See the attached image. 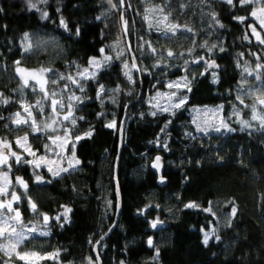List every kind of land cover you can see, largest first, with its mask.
<instances>
[{"label":"trees","instance_id":"trees-1","mask_svg":"<svg viewBox=\"0 0 264 264\" xmlns=\"http://www.w3.org/2000/svg\"><path fill=\"white\" fill-rule=\"evenodd\" d=\"M31 3L36 7L31 8L29 0H0V93L10 101L0 104V116L5 118L0 119V137L29 130L24 126L16 129L7 119L20 105L21 79L15 61L20 65L44 63L65 76H75L109 40L104 16L112 7L107 0ZM234 4L226 0H125L121 12L128 22L126 37L132 51L143 34L156 54L146 43L137 51L138 67L132 69L134 83L124 75L123 60L113 59L94 80L83 81V92L71 87L83 99L74 112L78 119L75 128L71 125L72 137L93 130L91 137L75 146L80 163L74 170L59 177L46 173L48 182L37 184L30 165L14 164L13 170L26 178L28 193L39 210L53 215L64 205L71 209L70 222L59 227L63 222L53 221L47 236H35L24 246L59 248L60 259L72 264L84 263L89 254H94L93 243L108 230L117 207L114 174L119 128L106 125L125 112L124 141L116 169L120 218L98 247L102 264H264V127L257 123L241 130L240 123L230 115L232 106L238 103L242 69L264 61V45L244 38L253 18L245 23L237 19L250 17L253 6L241 7L237 0ZM165 5L163 15L171 14L165 23L192 31L171 34L150 28L149 23L155 25L156 20L146 10ZM44 12L48 18L43 17ZM212 12L223 27L212 21ZM25 32L35 45L27 53L22 47ZM261 33L264 38V30ZM212 45L216 47L209 52ZM169 50L176 55L168 57ZM197 57L217 62L215 81L202 61L194 62ZM184 73L191 79V91L185 90L186 103L179 109L154 111L157 114L152 115L147 93L165 86V78ZM100 85L105 89L103 103L97 98ZM117 87L120 91L113 92ZM203 103H222L235 131L225 135L197 133L189 105ZM243 113L250 117L251 111L243 108ZM29 136L34 147L44 150L41 134L30 130ZM159 153L164 156V182L159 181L152 165ZM213 197H228L237 211L221 228L220 239H210L205 245L201 227L215 222L213 213L183 204L194 199L205 205ZM174 206L175 214L168 217L165 207ZM156 217L166 223L152 228ZM150 236L152 246L148 244ZM12 264L24 262L13 257ZM41 264L60 263L48 260Z\"/></svg>","mask_w":264,"mask_h":264},{"label":"snow or ice","instance_id":"snow-or-ice-1","mask_svg":"<svg viewBox=\"0 0 264 264\" xmlns=\"http://www.w3.org/2000/svg\"><path fill=\"white\" fill-rule=\"evenodd\" d=\"M226 2L229 5H232L235 7L234 0H226ZM108 3L112 5L113 8L117 7V4H113L112 0H108ZM117 3L123 8V5L125 4V0H117ZM237 3L241 7H246L248 5H254L258 7H254V10L250 12V17H238V21L241 23H245L248 18H255V21H258L257 23H253L252 25H248V28L250 29L251 35L255 37V40L259 42L261 45H264V38L261 37V32L258 31V28L260 30H264V0H237ZM29 6L31 8H35L36 5L31 3V0H29ZM131 7V5H129ZM165 7H155L150 8L146 10V13L152 14V13H159L163 14L165 11ZM171 14L168 13L167 15H160L156 18V24L152 25L149 23V27H155L157 31L164 32V33H171L175 34L179 30L188 31L191 32V28H183L181 29V26L178 24L173 23H165L169 20V16ZM212 21L215 24H219V20L216 17V14L212 12L211 14ZM44 18H48L47 12L43 13ZM145 19H147V15L145 16ZM122 25H123V31L125 34H127L128 28H127V21L123 19V14L121 15ZM61 25L65 28L67 25L65 24L64 20L61 19L60 21ZM220 27H223L222 24H219ZM76 34L79 35V29L76 30ZM245 39H248V35L246 34ZM148 47L151 49V53L153 55L156 54V49L151 47V42H145ZM34 43L32 41V38L29 33L25 32L22 37V47L23 51L25 53L31 51L34 47ZM205 45H201V47H204ZM143 47V45H141ZM216 47V45H212L208 48V51L211 52ZM131 51V45L128 46L127 49H120L115 56V59H120L121 56H123L125 51ZM101 58H92L89 60V67L84 68L82 71L77 70V73L75 76L68 75L65 76L62 73L56 72L55 69L51 68H44L41 67L39 69L31 70L20 67V61H15V64L17 65L15 71L20 76V79L22 80L21 88L24 87H31L30 81L35 82L36 84L40 85L39 91L42 94V99L37 100L34 105H26L24 103H21V108L23 110V114L20 111H17L13 115L9 116L7 119L11 121L12 124L16 125L17 128H20L22 126H27L31 130V133L33 134H44L46 136V139L51 141L52 145H55L57 147H64L66 144H71V151H72V158L68 161L67 167H60L58 170H53V168L48 167L47 171L52 174L53 177H59L62 173H67L71 170H74L77 165H79L80 161L78 159H75V146L76 144L85 138H89L93 134V130L89 129L84 135H76L74 140H70V133L67 128H63V137L59 134L61 131V128L65 121H69L73 128L76 126L77 117L73 115L74 111L76 110L77 105L80 103H83V99L80 96H76L75 93L69 94V89L72 86H75L80 92L84 91V88L82 86V82L89 80V79H95L97 76V73L102 71L104 68H106L110 62L114 59L111 55H105V49L101 48L100 50ZM220 51H223L221 48ZM176 54L169 50L167 52L168 57H174ZM241 55H243L241 53ZM259 59V57L257 58ZM203 60L201 57L200 60L194 61L195 63H200ZM187 63V61H186ZM124 75L127 77L129 82H135L133 81L132 77V69H136L137 65L135 63V56L132 57V65L131 68H129V65L127 62H124ZM206 70L207 69H214L218 67L215 65V62L206 63L205 65ZM139 70V69H138ZM244 73H247V75L252 76L254 75V78L256 81H262L264 80V64L256 63L255 69L250 70L248 67H244L242 69ZM49 73H54L55 78H53L50 83L53 85L57 84L59 81L64 80L67 81L65 83L64 88L60 89L59 92L52 91L49 93L45 89V85L49 83V81L46 79V76ZM26 74V75H25ZM203 75V73H202ZM214 81L216 80L215 73H212ZM187 79L185 78L184 84L185 87L187 86ZM246 81L242 82L241 87H244V84ZM169 88H172L174 85L169 84ZM175 86L179 88V82H176ZM36 89L33 88V91ZM188 91H191L190 88L187 89ZM113 92H119L120 88L117 87L116 89L112 90ZM105 92L104 86L100 85L99 90L97 92V98L101 99V103H103V100L101 98V94ZM59 95L60 99H56L55 97ZM157 95H160L159 93ZM172 97H175L177 99V102L170 105L169 107H160L157 105V107H160V111L167 112L169 111V108H175L179 109L186 103L185 97H177V93L173 92ZM245 98H248L251 100L250 104L245 103ZM236 100L239 102V104L243 108H249L251 111V121H258L259 125L261 127H264V87L261 88H255V90H248L245 91L242 95H237ZM45 101H49L50 106V113L46 117V119L38 122L33 109L36 110V112L40 115L44 114L45 109ZM10 101L8 99H5L3 97V94L0 93V104H7ZM67 114H65L62 119L57 118L58 113L65 111ZM259 109V110H258ZM156 112H153L152 115H156ZM234 115L239 118V123L241 125V130L244 128H250L252 125L249 120L240 118L241 116V109H236L234 112ZM0 119H5L4 117L0 116ZM79 119H83V117H79ZM7 127V125H5ZM106 127L114 128L115 122H111L106 125ZM212 130L216 132H220L222 129L226 131H235V129L229 127L227 123H222L220 127L215 126H209ZM208 128H197L198 132H204L205 134H208ZM29 136L28 134H25L24 136L18 137L15 139V143L18 145L19 149H22L24 153H27L28 155L35 157L36 152L32 150L31 145L28 143ZM11 141H8L6 137H0V253H3V256L8 257V261H5L3 257H0V264H11V261L13 257H15L16 260L24 262V264H41L43 261L48 260H57L60 256V250H54L52 252H39L35 250H27V251H20L22 245L25 244L26 241H31L34 234H38L41 236H47L49 233L47 231H40V224L42 222L43 226L47 228L49 226L50 221H63V223L58 224L59 227H63L64 223H68L69 217L68 214L71 212V209L65 208L64 212L61 215L50 217L47 214H41L38 212V208L35 202L31 200V198H28V204L30 206V209L37 213L38 217L40 219L37 220V223L34 224L32 227H27L22 223L21 220V212L17 207H14V203L18 205L21 197L17 195L15 191L9 192V186L11 185L12 188H15L16 185H20L25 189V193L28 189V184L23 180L21 177L15 178V184H11V181L9 179V173L12 169V162H14L17 165H32L34 169H39L42 164H47L49 161H47V153L52 152V147L49 144L44 145L45 149V155L40 156L39 160L36 159H26L23 155L18 154L17 151L11 150ZM54 155L57 157H60L63 159V156L60 152H55ZM75 160V163L72 161ZM160 157L156 158V163L153 165L156 168L160 167ZM51 163H55V161H51ZM7 169V171H5ZM35 182L37 184L47 183L48 181H45L44 177L35 174L34 175ZM163 182V181H162ZM11 196L10 200H5L4 197ZM110 203V202H109ZM187 208H196L198 205L195 203H189L185 205ZM203 211H211V207L208 209H202ZM236 207L233 206L231 209V215L234 217L236 214ZM214 215V213H213ZM158 221L152 222L151 226L155 228L157 226ZM211 238H215L216 240H219L220 237L213 233L210 235L209 233L205 232L204 234V240L203 243L207 245L209 243V240ZM103 238H101L102 240ZM96 243H100V241H96ZM149 246H152L153 242L152 239L149 238L148 240ZM157 255H159L157 251ZM88 264H92L91 258H89ZM96 264H99V255L96 257Z\"/></svg>","mask_w":264,"mask_h":264},{"label":"rangeland","instance_id":"rangeland-1","mask_svg":"<svg viewBox=\"0 0 264 264\" xmlns=\"http://www.w3.org/2000/svg\"><path fill=\"white\" fill-rule=\"evenodd\" d=\"M107 2H108V0H107ZM112 3L113 4H117V7L113 8L112 5L108 3L110 5V7H112L111 8L112 10H110L109 14L104 16L105 17L104 18L105 22H106L107 26L109 27V40L101 48L105 49V52H104L105 55H111L115 59V56L117 55L118 51L120 49H127L128 48V44H127L126 34L123 31V25H122V20H121V15H122L121 14V10H122V8L117 3V0H112ZM252 6H253L252 10H254V7H258V6H254V5H252ZM261 6H264V5H261ZM160 15H163V14H159V13L149 14V16L152 17V19H154V20H156L157 16H160ZM123 19L127 21V19L124 16H123ZM253 19L254 20L250 21L248 23V25H252L254 22L258 24V21H255V18H253ZM127 25H128V22H127ZM152 25H154V24H152ZM258 31L261 32V30L259 28H258ZM246 34L248 35V39H250V38L255 39V37L253 35H251L250 29L248 28V26H247V33ZM144 37L145 36L143 34H140V40L141 41L139 42L138 45H136L135 48H133L134 56H135V62L136 63H137V57L136 56L138 55L137 51L138 50L140 51V49L144 47L145 42H146V39ZM261 37H262V33H261ZM141 45H143V47H141ZM151 47L155 48L152 45H151ZM101 55H102L101 53L92 55V56H90L89 60L92 59V58L100 59ZM132 57L133 56L131 54V51L129 52V51L126 50L124 52L123 56L120 57V59L123 60V63L127 62L128 65H129V68H131ZM199 58L197 57L196 59L198 60ZM213 61L215 62V65H217V62L214 59H204L203 58V60H202L204 65H206V63H211ZM256 63L264 64V61L258 60ZM20 67L28 69L29 71L35 70V69H39L41 67L53 69V67L51 65H45L44 63H42V64L38 63L36 65H22L21 64ZM88 67H89V62L84 68H88ZM249 69L253 70V69H255V66L253 68H249ZM209 71H210L211 74L215 73V76L217 78V76H218L217 67L214 68V69H209ZM58 73H62V72L59 71ZM132 77H134L133 74H132ZM212 77H213V75H212ZM53 78H55L54 73H49L46 76V79L49 81V83H47L45 85V89L49 93H51L52 91L59 92L60 89L64 88L65 83H67V82L59 81L57 84L53 85L52 83H50V81ZM185 78L188 81L186 87H185V84H184ZM164 81H165V86H163V87H155L149 93H147L146 102L150 105V109L153 112L154 111H160V107H169L170 105L176 103L177 99L175 97H172V93L173 92L177 93V97H185L186 98L187 94H186L185 90L187 88H189L191 79H190V77H189V75L187 73H184V74H179V75H175V76H172V77H167V78H165ZM244 81H246V83L244 84V87L242 88L241 84ZM176 82H179V88H177L175 86ZM22 83H23L22 80H20V83H19V89H20L19 103H20V105H19L18 108H16L13 111H11V113L7 115V118L9 116L13 115L14 113H16L17 111H20L23 114V110L21 108V103H24L26 105H34L37 100L42 99V94L39 91V88H40L39 84H36L35 82L30 81L31 87L21 88ZM170 83L174 85L172 88H169V86H168ZM83 85H84V83L82 82V86ZM261 87H264V80L256 81L255 78H254V75L249 76V75H247V73H244L240 83L238 84V90L240 92V95H242L245 91H248L250 89L255 90V88H261ZM33 88H35L36 90L33 91ZM71 93H75L76 96H80L79 92L76 89L70 87L69 94H71ZM158 93L160 95H157ZM55 98L56 99H60V96L57 95ZM249 100H248V98H245V103L249 104L251 102V100L250 101ZM157 105L160 106V107H157ZM172 109H174V108H169V110H172ZM236 109H241L240 118L249 120L252 126H254L257 123L259 124L258 121H251V114H250V117H246L244 115L243 107L239 104V102L236 105L232 106V108L230 110V115H231V117L234 120L239 122V118L234 115V112L236 111ZM50 111H51V109H50V106H49V101H45V109H44V114L43 115L38 114L36 112V110L33 109L34 115H35V117H36L38 122L46 119V117L49 115ZM189 111H190L191 119H192V121H193V123L195 125V129H196L197 133L205 134L204 132H198L197 131V128L200 127V128H208L209 129L208 130V134L209 133H219L221 135H225V134L229 133V131H226V130L222 129L220 132H216V131L212 130L209 127L210 125L211 126H215V127H220L222 125V123H227L229 125V127L234 129V126L232 125L230 120L226 117V115L223 112V104L222 103H215V104H210V103L191 104V105H189ZM65 114H67L66 109H65V111L59 112L57 118L62 119V117ZM73 115H74V113H73ZM120 119L121 118H119V117H114L112 119H109L107 121V124H109V123L114 121L115 122V128H117V127L119 128ZM9 123L11 125H13V127L16 128V125L12 124L10 120H9ZM24 127L26 129H29V127H27V126H24ZM63 128H67L69 130V133H70L69 139L70 140H74V138L72 137V134H71V124H70L69 121H65L63 126H62V128H61V131H60L59 134L62 137H63ZM29 131H30V129L29 130H23L20 133H14V134L12 133L10 136L7 135V136H1V137H6L8 141L12 142L11 150L17 151L18 154L23 155L26 159L39 160L40 156L45 155V149L42 150V151H39L36 147H34L32 145V142H31L30 136H29ZM25 134H28V136H29L28 143L31 145L32 150L37 153L35 157H32V156L28 155L27 153H24L23 150L19 149L18 145L14 142L16 138L24 136ZM78 135H82V134H78ZM42 136H45V135L41 134V136H39V138L43 141V146L45 144H49L52 147V152L47 153V161H49V163H47L46 165L42 164L39 169H34V167L32 165H30V167H31V170L34 173L33 176L35 174H39V175L45 177L46 173H49L52 176V174L47 171L48 167L53 168V170L55 171V170H58L60 167H67L68 166V161H69V159L72 158L71 144L68 143L64 147H57L55 145H52L51 141L46 139V136H45V139L44 138L42 139ZM55 152H60L62 154V156H63V159H61L60 157H57L56 155H54ZM75 159L79 160V158L76 156V154H75ZM51 161H55V163H51ZM10 162L12 163V169H11V172L9 173V179L11 181V184H15V178L16 177L23 178V180L28 184V182L26 181V178L23 177L22 174H20L19 172L13 170L15 163L12 162V161H10ZM72 162L75 163V160H73ZM5 171H7V169H5ZM28 190H29V184H28V189H27L26 194H24L25 193V189L23 187H21L20 185H16L15 188H12L11 185L9 186V192L15 191L17 193V195H19L21 197L19 202H21V203L23 202V203L26 204L25 205V214L21 215V220H22V223L24 225H26L27 227L30 228L34 224H36L37 220L40 219V218L38 217L37 213L33 212L30 209V206L28 204V198L29 197L31 198V196L29 195ZM4 199L5 200H10L11 196L9 195L7 197H4ZM31 200L33 202H35L32 198H31ZM189 203H195L196 205H198V207H203L204 209H208L209 207H211V211L210 212L214 213L215 222L211 223L209 227H201L203 240H204L205 232H207V233H209L211 235L213 233V231H214L215 234L220 237L221 236L220 235L221 228L224 227L225 225L229 224V222L231 220V217H232L231 209H232V207L234 205L230 204V199L228 197H213V198H210L208 200L207 204H205V205H202L197 200L189 199V200L185 201L183 205H187ZM16 205L17 204L14 203L13 206L16 207ZM37 208H38V206H37ZM65 208H69V207L67 205H64V206H62L60 211H58L57 213H55L53 215L49 214V216L55 217V216L61 215L64 212ZM165 209L168 211V215H167L168 217H172L175 214V212H176V207L175 206L174 207H165ZM38 212L41 213V214H48L45 211H41L39 209H38ZM68 217H69V214H68ZM157 219H160V217L153 218L152 222L154 220H157ZM53 221H51L49 223V226L47 228H45L43 226L42 222H41L39 230L40 231H47L49 233L50 230H51V225H52ZM61 222H63V221H61ZM35 236L38 237V236H41V235L34 234L33 237H35ZM150 238L153 239L152 236H150ZM211 239L216 240L215 238H211ZM57 249H59V248H52V249H47V250H39V249H37L35 247H28V246L22 245L19 250L20 251L35 250V251H39V252L43 253V252H52V251L57 250ZM155 250L158 251V247H155ZM0 255H1L0 257H3V259L5 261H8V257L7 256H3V253H0ZM89 258H91L92 264H96V256L94 254H89L88 258L84 260V263H80V264H88ZM50 261H53V260H50ZM55 261L59 262L60 264H72L70 262L62 261L60 259V256ZM11 264H12V261H11Z\"/></svg>","mask_w":264,"mask_h":264},{"label":"water","instance_id":"water-1","mask_svg":"<svg viewBox=\"0 0 264 264\" xmlns=\"http://www.w3.org/2000/svg\"><path fill=\"white\" fill-rule=\"evenodd\" d=\"M121 14H123V16H124V13H123V11L121 12ZM127 35V34H126ZM127 38V43H128V46L130 45V42H129V40H128V37H126ZM131 54H132V56H134V53H133V51H132V48H131ZM136 63V62H135ZM136 65H137V63H136ZM138 67V66H137ZM125 122H126V113L124 112L123 113V116H122V118H121V123H120V126H119V139H118V152H117V154H116V160H115V174H114V177H115V181H116V193H117V207H116V213H115V217H114V220H113V222L111 223V225H110V227L108 228V230L105 232V233H103L100 237H99V239H97V241H100V243L102 242V240L110 233V231L113 229V227L118 223V221H119V218H120V204H121V201H120V190H119V186H118V180H117V174H116V169H117V167H118V161H119V154H120V151H121V148H122V145H123V141H124V132H123V128H124V125H125ZM157 157H160V167L159 168H156V167H154L157 171H158V173H159V181H165V177H164V175L162 174V171H163V168H164V160H163V158H164V156L161 154V153H159V154H156L155 156H154V158H153V160H152V165H154L155 163H156V158ZM19 208V207H18ZM19 210H20V212H21V209L19 208ZM22 213V212H21ZM154 221H158V223H157V226L155 227V228H157V227H160V226H163L165 223H166V221H165V219H157V220H154ZM153 221V222H154ZM153 228V227H152ZM101 238H103L102 240H101ZM152 239V238H151ZM153 241V240H152ZM100 243H96V241L93 243V253H94V255L97 257V255H99V264H102V261H101V256H100V254H99V252H98V247H99V245H100Z\"/></svg>","mask_w":264,"mask_h":264},{"label":"flooded vegetation","instance_id":"flooded-vegetation-1","mask_svg":"<svg viewBox=\"0 0 264 264\" xmlns=\"http://www.w3.org/2000/svg\"><path fill=\"white\" fill-rule=\"evenodd\" d=\"M25 205H26V204L23 203V202H22V203L19 202L18 205H16V207L18 206V207L21 209V212H22L21 215H24V214H25ZM47 215H48V214H47ZM50 217H51V216H50ZM50 222H51V221H50Z\"/></svg>","mask_w":264,"mask_h":264}]
</instances>
